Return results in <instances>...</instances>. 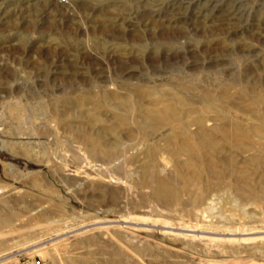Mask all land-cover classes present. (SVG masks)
I'll return each mask as SVG.
<instances>
[{
	"label": "rangeland",
	"instance_id": "rangeland-1",
	"mask_svg": "<svg viewBox=\"0 0 264 264\" xmlns=\"http://www.w3.org/2000/svg\"><path fill=\"white\" fill-rule=\"evenodd\" d=\"M175 80L213 89L227 81L264 114V0H0V209L13 214L0 237L15 245L0 264H103L116 255L120 264H264V166L250 165L251 186L226 174L206 176L200 189L189 176L165 202L140 180L142 144L95 160L55 120L72 95H124L136 84L171 95ZM241 103L231 118L249 125L255 118ZM100 113L97 126L113 124L110 111ZM255 151L239 153L237 166ZM172 153H156L162 175L187 160Z\"/></svg>",
	"mask_w": 264,
	"mask_h": 264
},
{
	"label": "bare ground",
	"instance_id": "bare-ground-1",
	"mask_svg": "<svg viewBox=\"0 0 264 264\" xmlns=\"http://www.w3.org/2000/svg\"><path fill=\"white\" fill-rule=\"evenodd\" d=\"M233 80L230 81L232 84ZM226 82L218 84V88L213 89L207 86L203 88L188 83L186 80H175L171 85L175 93L171 95L160 91L161 88L159 89V87L155 89L153 86L150 87L145 84H136L133 90L131 89L124 95H119L121 93L117 94L113 91L79 93L63 100L67 102V108L62 113H58L56 110L57 119L55 120L66 128L69 136L82 141L89 155L96 157L95 160H110L120 152L142 144L145 157L139 162L140 180L151 185L155 195L165 202L171 201L181 190L187 189L189 176L194 184L199 185L200 189L203 188L201 186L205 185L206 176L208 181H215L214 179L218 180L226 174H232L240 182L251 186L253 180L249 170L250 165L254 167L257 165L264 166V114L259 115L257 112H253L254 110L252 111L250 108L252 105L244 102L246 99L243 100L242 93H239L241 91H238L239 95L232 94L234 92L231 93L228 90L229 86ZM256 84L258 83L256 82ZM196 89H199L200 93H196ZM232 103L245 105L244 114L246 116L252 114L255 118L253 122L245 125L242 120L231 118ZM8 108L12 114L17 115L20 112L18 106L10 105ZM101 110L111 112L113 124L97 126L102 121ZM258 110L260 111V109ZM51 116L48 115L49 119ZM18 117L20 116L18 115ZM81 121L95 128L88 130L73 123H80ZM225 121H228L229 125ZM2 145L7 146L6 141H2ZM161 148L171 150L175 156L179 155L180 152H185L188 154L187 160L183 163L175 162L171 174L162 175L161 168L155 158L157 151ZM254 148L256 154L246 158L247 166L238 167L236 160L239 153ZM221 151H226L225 156L221 154ZM131 158L133 157L131 156ZM183 167L191 170L190 175L185 172L186 170H183ZM12 218L11 212L3 213L0 209V232L3 226L10 224ZM174 237L178 238L179 236ZM80 240L79 242H81ZM83 241L91 242L92 240L85 239ZM7 242L6 239L0 237V252L15 246H9ZM262 248L264 246H261ZM32 251L41 253L43 256L46 255L44 249L43 252L39 248ZM228 251L230 250L228 249ZM54 257L50 256L51 259ZM122 259L116 255L109 256L106 261L101 260V262L103 264L104 262L120 264Z\"/></svg>",
	"mask_w": 264,
	"mask_h": 264
},
{
	"label": "built area",
	"instance_id": "built-area-1",
	"mask_svg": "<svg viewBox=\"0 0 264 264\" xmlns=\"http://www.w3.org/2000/svg\"><path fill=\"white\" fill-rule=\"evenodd\" d=\"M30 264H51L46 259H41L39 257H34L32 261H30Z\"/></svg>",
	"mask_w": 264,
	"mask_h": 264
}]
</instances>
